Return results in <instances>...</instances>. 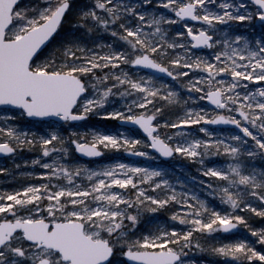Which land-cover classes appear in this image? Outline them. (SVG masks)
I'll use <instances>...</instances> for the list:
<instances>
[{"label":"snow or ice","instance_id":"obj_1","mask_svg":"<svg viewBox=\"0 0 264 264\" xmlns=\"http://www.w3.org/2000/svg\"><path fill=\"white\" fill-rule=\"evenodd\" d=\"M0 114V264H264V0H0Z\"/></svg>","mask_w":264,"mask_h":264},{"label":"rangeland","instance_id":"obj_2","mask_svg":"<svg viewBox=\"0 0 264 264\" xmlns=\"http://www.w3.org/2000/svg\"><path fill=\"white\" fill-rule=\"evenodd\" d=\"M176 27L177 28H182V25H177ZM242 30H245V29H242ZM0 116H2V114H0ZM20 123H21V125L23 127H29L30 126V123H29L28 119L21 118ZM92 126L99 127V128L113 129L114 130V129H117L119 127V123L117 121H110V120L109 121H98L96 118H92L89 121V127H92ZM190 127L196 128L197 126L196 125H192ZM209 127L213 128V129H215L217 131L225 130L223 128L214 127V126H211V125H209ZM22 155H24L27 158V157L33 155V153H29V152H27V150H25V152ZM114 155H116V154L113 153V152H109V153L106 154L105 157H102L101 159H97V160H92V161L95 164H99L104 159H110ZM13 159H14L13 157L0 158V165L12 167L13 166ZM0 177H3V174H0ZM3 186H6V180L3 179V178H0V187H3ZM159 215L160 216H164V215H166V213L161 212ZM257 223H258V225H257ZM255 226H257V227L261 226L260 218H256ZM242 236L243 237L252 238L251 237V233L248 232V229L244 228L243 226H239V232L236 233V234H226L224 232H219V233L213 234V238H214L215 242H220V241L228 242V241L234 240V239H236L238 237H242ZM213 238H209L208 239V243L209 244L213 243ZM196 255L200 256L202 254L197 253ZM203 258H207L209 260L217 259V258L211 257L208 253H204L203 254Z\"/></svg>","mask_w":264,"mask_h":264},{"label":"water","instance_id":"obj_3","mask_svg":"<svg viewBox=\"0 0 264 264\" xmlns=\"http://www.w3.org/2000/svg\"><path fill=\"white\" fill-rule=\"evenodd\" d=\"M212 126H217V127H222V128H231V126H220V125H212ZM4 157H7V156H0V158H4ZM92 160H96V159H100V158H91ZM238 228L237 229H233L231 230L230 232H227V233H235L237 232Z\"/></svg>","mask_w":264,"mask_h":264},{"label":"trees","instance_id":"obj_4","mask_svg":"<svg viewBox=\"0 0 264 264\" xmlns=\"http://www.w3.org/2000/svg\"><path fill=\"white\" fill-rule=\"evenodd\" d=\"M257 225H258V223H257Z\"/></svg>","mask_w":264,"mask_h":264}]
</instances>
